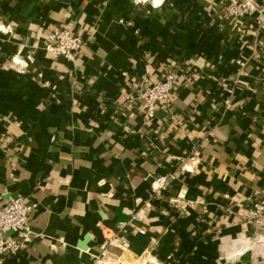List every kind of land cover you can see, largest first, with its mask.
<instances>
[{
	"label": "crops",
	"instance_id": "crops-1",
	"mask_svg": "<svg viewBox=\"0 0 264 264\" xmlns=\"http://www.w3.org/2000/svg\"><path fill=\"white\" fill-rule=\"evenodd\" d=\"M0 25V202L26 198L33 231L0 264H96L103 230L119 232L133 214L146 232L127 227L124 264H264V230L248 221L264 192L258 10L232 18L224 0H0ZM57 28L82 36L74 58L46 48ZM167 70L178 75L172 98L148 118L140 83Z\"/></svg>",
	"mask_w": 264,
	"mask_h": 264
},
{
	"label": "built area",
	"instance_id": "built-area-1",
	"mask_svg": "<svg viewBox=\"0 0 264 264\" xmlns=\"http://www.w3.org/2000/svg\"><path fill=\"white\" fill-rule=\"evenodd\" d=\"M224 10L232 18H242L258 10L259 26L264 28V8H257L255 0H224ZM83 38L68 28H57L51 32L45 42L46 48L55 56H63L72 59L81 48ZM17 64L23 61L20 58H13ZM244 64L241 61V64ZM23 65L19 66V70ZM177 73L167 70L163 75L154 81L144 76L136 94V99L143 104V113L146 117L152 118L157 112L161 103H169L172 92L177 82ZM194 152L193 158H196ZM168 184V177L160 174L154 178L153 192L162 195ZM176 206L184 207L186 201L180 198H172ZM32 204L22 195L10 198L7 202H0V232H12L15 235H7L0 239V256L16 252L32 241L33 231L29 222V213ZM137 214L125 223L120 224V231L103 230L105 239L102 243L101 253L97 257L96 264H124L131 255V243L125 235L128 226L136 228L139 233L144 234L145 228L134 224ZM248 221L256 229L264 230V192L258 196L252 204L248 214ZM133 256V255H132ZM146 261V260H145ZM147 262V261H146ZM145 264V263H144Z\"/></svg>",
	"mask_w": 264,
	"mask_h": 264
},
{
	"label": "clouds",
	"instance_id": "clouds-1",
	"mask_svg": "<svg viewBox=\"0 0 264 264\" xmlns=\"http://www.w3.org/2000/svg\"><path fill=\"white\" fill-rule=\"evenodd\" d=\"M161 2H162V0H153V3H154L155 5H159ZM0 26H2V25H0ZM9 27H10V26H9ZM4 30H5V31H8L9 28H4Z\"/></svg>",
	"mask_w": 264,
	"mask_h": 264
}]
</instances>
